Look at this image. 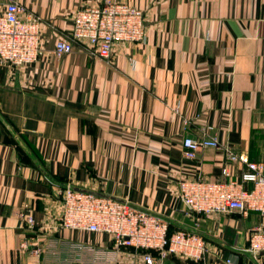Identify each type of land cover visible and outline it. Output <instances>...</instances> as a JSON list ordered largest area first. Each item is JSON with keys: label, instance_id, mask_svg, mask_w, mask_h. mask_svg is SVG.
I'll list each match as a JSON object with an SVG mask.
<instances>
[{"label": "crops", "instance_id": "1", "mask_svg": "<svg viewBox=\"0 0 264 264\" xmlns=\"http://www.w3.org/2000/svg\"><path fill=\"white\" fill-rule=\"evenodd\" d=\"M15 1L24 19L40 18L45 53L30 66L0 65V264H146L143 251L119 250L108 234L50 229L68 186L201 233L202 259L161 264H264V249L249 251L264 214L190 215L179 187L247 169L213 147L186 158L188 136H217L245 160L264 161V0H121L145 11L146 37L116 44L110 62L82 43L54 53L74 14L103 0ZM28 210L35 229L22 220ZM36 235L40 256L21 246Z\"/></svg>", "mask_w": 264, "mask_h": 264}, {"label": "built area", "instance_id": "2", "mask_svg": "<svg viewBox=\"0 0 264 264\" xmlns=\"http://www.w3.org/2000/svg\"><path fill=\"white\" fill-rule=\"evenodd\" d=\"M25 13L26 7L15 0L9 1L0 12V65L30 66L45 53L41 20L30 13L24 19L22 15ZM145 37L143 9L121 0H103L101 5L82 7L74 14L71 33L57 40L54 53L60 58L72 53L76 43H82L90 54L110 62L116 44L142 42ZM183 146L184 156L188 159H197L204 149L213 147L223 150L229 162L244 161L247 165L237 179L182 180L180 196L188 214L232 211L244 215L250 211L264 214V161L245 160L217 136H188L184 138ZM21 217L31 229L40 225L29 210L21 213ZM50 229L108 234L119 250L145 251L143 259L146 264H161L170 255L200 260L207 250L206 241L200 234L183 229L170 233L168 221L133 206L127 200L77 191L69 186L63 192L59 220ZM263 230L257 227L252 233L249 251L253 254L264 249ZM40 242L41 237L36 235L26 238L21 246L40 256Z\"/></svg>", "mask_w": 264, "mask_h": 264}, {"label": "water", "instance_id": "3", "mask_svg": "<svg viewBox=\"0 0 264 264\" xmlns=\"http://www.w3.org/2000/svg\"><path fill=\"white\" fill-rule=\"evenodd\" d=\"M70 188L73 189V190H77V191H83V192H89V193H95V194H98V195H103V194H100V193H96V192L89 191V190H84V189H81V188H76V187H73V186H70ZM103 196H104V195H103ZM121 201H124V200H121ZM133 206L138 207V208L142 209L143 211H146V212H148V213H150V214H152V215H155V216L161 217V218L165 219L166 221H168L169 223L172 222V220H170L169 218H167V217H165V216H163V215H161V214H158V213H156V212L150 211V210H148V209H146V208H143V207L137 206V205H135V204H133ZM184 230H187V231H191V232H194V233L201 234L198 230H196V229H192V228H186V229H184Z\"/></svg>", "mask_w": 264, "mask_h": 264}, {"label": "trees", "instance_id": "4", "mask_svg": "<svg viewBox=\"0 0 264 264\" xmlns=\"http://www.w3.org/2000/svg\"><path fill=\"white\" fill-rule=\"evenodd\" d=\"M173 231H174V230H172L171 225H170V233L173 232ZM143 252H145V251H143ZM170 256H171V255H170Z\"/></svg>", "mask_w": 264, "mask_h": 264}]
</instances>
